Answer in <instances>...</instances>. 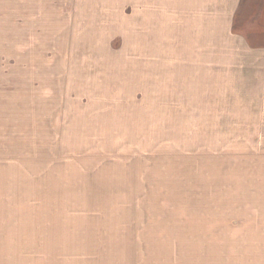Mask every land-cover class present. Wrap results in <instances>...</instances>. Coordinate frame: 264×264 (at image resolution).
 Listing matches in <instances>:
<instances>
[{
	"label": "rangeland",
	"instance_id": "rangeland-1",
	"mask_svg": "<svg viewBox=\"0 0 264 264\" xmlns=\"http://www.w3.org/2000/svg\"><path fill=\"white\" fill-rule=\"evenodd\" d=\"M222 2L0 0V264H264V70L176 74Z\"/></svg>",
	"mask_w": 264,
	"mask_h": 264
},
{
	"label": "crops",
	"instance_id": "crops-1",
	"mask_svg": "<svg viewBox=\"0 0 264 264\" xmlns=\"http://www.w3.org/2000/svg\"><path fill=\"white\" fill-rule=\"evenodd\" d=\"M226 0H223L222 4H220L222 7H224L222 10H219L217 15V20L214 19H209L208 21H210V23L207 21H200V19H198L199 21V30H203L204 27L207 28L209 30L208 32V36H210L208 38V45H209V50L208 52L213 53L214 57H219V58H224V59H209L208 61H206V59H202V60H195V62L193 61L192 64H190L191 62H187L184 61L183 57L181 58V61H178V71H177V77H182V78H187V76L189 75V72L193 73V70L195 69H200V71H202L203 75L205 74V69L210 70L209 74L210 76H216V74H214L211 69H216L218 68V62H223L225 66L219 67V69L224 68V69H237V68H246L248 70H251L252 72L254 70H258V71H262L264 70V21H263V25H258L256 26V28H258V32L259 33H255L254 30H247V29H243L240 28L236 25V18L234 20H232L233 14L239 11L240 9V2H236V8L234 9V13L232 14L231 18H229L227 16V8H226ZM205 20V19H204ZM213 22V23H212ZM209 23V25H208ZM212 23V24H211ZM211 29L213 30H218V34H210ZM227 32L230 33V36H232L235 41H241L242 45L240 46V48L237 49H233L232 47V41L228 40V36H227ZM178 35V33H177ZM176 36V33H175ZM231 41V42H230ZM226 47H230L229 51H227L225 49ZM237 51L242 52V53H251L250 55H255L254 58L255 60H248V61H238L235 60V65L233 66L231 63L232 61H227V55L225 58L224 54L229 53V55H232V53H236ZM212 56L209 54V57ZM211 60L217 62V63H213L214 65H212ZM208 62V63H206ZM210 62V63H209ZM230 63V67L228 68V64ZM255 72V71H254ZM175 74V73H174ZM191 76V74L189 75ZM180 79V78H179ZM259 84L263 86V90H264V77L259 80Z\"/></svg>",
	"mask_w": 264,
	"mask_h": 264
}]
</instances>
